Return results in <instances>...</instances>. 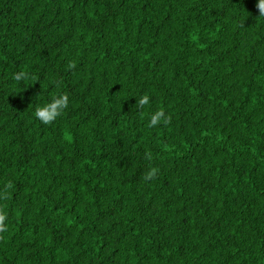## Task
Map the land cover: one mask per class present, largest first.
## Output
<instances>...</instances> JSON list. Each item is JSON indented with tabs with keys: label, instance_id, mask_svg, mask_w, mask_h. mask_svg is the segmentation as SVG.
Wrapping results in <instances>:
<instances>
[{
	"label": "trees",
	"instance_id": "1",
	"mask_svg": "<svg viewBox=\"0 0 264 264\" xmlns=\"http://www.w3.org/2000/svg\"><path fill=\"white\" fill-rule=\"evenodd\" d=\"M257 3L0 0V264H264Z\"/></svg>",
	"mask_w": 264,
	"mask_h": 264
},
{
	"label": "clouds",
	"instance_id": "2",
	"mask_svg": "<svg viewBox=\"0 0 264 264\" xmlns=\"http://www.w3.org/2000/svg\"><path fill=\"white\" fill-rule=\"evenodd\" d=\"M257 11L259 13V16L264 17V0H258V3L256 4ZM69 68H74L75 65L70 63L68 65ZM13 78L16 81H21L27 78V74L23 71L17 72L13 74ZM35 79V77H33ZM69 95L67 93H64L62 95H58L52 98L51 102L44 104L43 106H38L35 109V117L39 119L43 124L50 125L52 124L58 117L62 115L65 109L69 106ZM150 103V97L148 94H144L143 96L137 98L136 104L134 107L136 109H143L146 105ZM172 117L170 114L165 113L163 109L157 110L151 115L149 127H156L158 124L163 122L164 125H168L171 123ZM145 158L147 160H152V154L150 151L146 152ZM158 169L155 167L150 168L149 171L144 173L143 180L149 181L154 178H156L158 174ZM13 187L11 182H8L6 184L5 190L3 193H0V199L6 200L9 198V192L8 190ZM8 219V216L4 209L0 207V240H2L3 233L8 231V225L6 224V221Z\"/></svg>",
	"mask_w": 264,
	"mask_h": 264
}]
</instances>
